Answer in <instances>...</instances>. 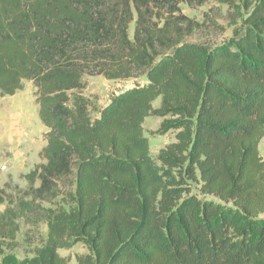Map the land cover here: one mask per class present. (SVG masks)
Listing matches in <instances>:
<instances>
[{
    "label": "trees",
    "instance_id": "1",
    "mask_svg": "<svg viewBox=\"0 0 264 264\" xmlns=\"http://www.w3.org/2000/svg\"><path fill=\"white\" fill-rule=\"evenodd\" d=\"M184 1L208 0H0V95L32 81L47 128L27 186L0 191V255L22 224L48 228L0 264H69L59 250L78 243V264H264V0H214L235 25L216 46L187 40ZM87 74L147 82L93 118ZM153 115L176 130L156 157Z\"/></svg>",
    "mask_w": 264,
    "mask_h": 264
},
{
    "label": "rangeland",
    "instance_id": "2",
    "mask_svg": "<svg viewBox=\"0 0 264 264\" xmlns=\"http://www.w3.org/2000/svg\"><path fill=\"white\" fill-rule=\"evenodd\" d=\"M180 7L185 15L200 25L187 38L188 41L216 46L232 36L235 27L234 14L227 5L214 0H208L202 5L189 4L184 1ZM134 26L132 24L130 27L131 36L134 33ZM84 80L86 87L83 93L92 101L91 114L93 118L99 115L100 110L109 102L114 93L147 82L146 76L111 80L103 75L90 74L85 75ZM35 91L33 82L26 81L23 89V93L26 95L25 101L22 97L19 99L16 96L2 97L0 95V166H3L0 169V191H3L4 197L10 192H15V186L25 188L27 181L23 175L44 161L40 156V151L46 144L44 134L47 128L38 115ZM14 100H17L18 103H15ZM159 105L160 99L153 103L155 108ZM167 118L153 115L147 117L143 124L144 133L149 138L150 152L154 157L158 155L161 148L175 141L176 130L158 131L163 120ZM259 148L261 154H264V138ZM15 165H23L25 169L14 172V169L11 168ZM12 171L13 174H6ZM193 186L194 194L200 198H211L201 194L199 184L193 183ZM6 204V202L0 203V211L5 209ZM47 231L46 223H42L37 231H32L29 226L22 224L21 231L17 236L19 246L0 255V261L27 262L35 255L34 247L47 237ZM59 253L69 258V264H78L77 256L87 254L89 250L84 244L78 243L70 249L59 250Z\"/></svg>",
    "mask_w": 264,
    "mask_h": 264
},
{
    "label": "crops",
    "instance_id": "3",
    "mask_svg": "<svg viewBox=\"0 0 264 264\" xmlns=\"http://www.w3.org/2000/svg\"><path fill=\"white\" fill-rule=\"evenodd\" d=\"M13 96H16V97H18L19 99H21V97H22V99L25 101V96L26 95H24V93H23V90H21V91H19V92H17L15 95H13ZM14 102L15 103H18V101L17 100H14ZM6 166V165H5ZM2 167L3 166H0V169H2ZM6 168V167H5ZM14 172H20L21 171V169H25V166H23V165H15L13 168H11ZM13 171L12 172H9V173H6V174H8V175H10V174H13ZM3 173V172H2Z\"/></svg>",
    "mask_w": 264,
    "mask_h": 264
}]
</instances>
